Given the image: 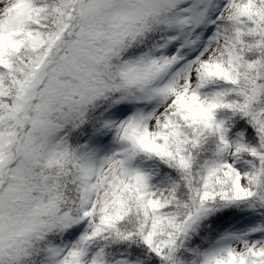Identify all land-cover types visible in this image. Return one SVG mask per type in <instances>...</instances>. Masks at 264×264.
<instances>
[{
    "label": "snow or ice",
    "instance_id": "obj_1",
    "mask_svg": "<svg viewBox=\"0 0 264 264\" xmlns=\"http://www.w3.org/2000/svg\"><path fill=\"white\" fill-rule=\"evenodd\" d=\"M0 264H264V0H0Z\"/></svg>",
    "mask_w": 264,
    "mask_h": 264
}]
</instances>
